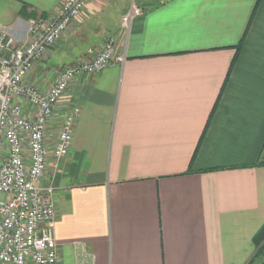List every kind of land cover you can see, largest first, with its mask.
Instances as JSON below:
<instances>
[{
	"label": "crops",
	"instance_id": "crops-1",
	"mask_svg": "<svg viewBox=\"0 0 264 264\" xmlns=\"http://www.w3.org/2000/svg\"><path fill=\"white\" fill-rule=\"evenodd\" d=\"M63 1L0 0V33L26 40ZM109 36L122 58L71 80L47 127L59 264H245L264 222V0H91L25 80L47 90Z\"/></svg>",
	"mask_w": 264,
	"mask_h": 264
},
{
	"label": "built area",
	"instance_id": "built-area-1",
	"mask_svg": "<svg viewBox=\"0 0 264 264\" xmlns=\"http://www.w3.org/2000/svg\"><path fill=\"white\" fill-rule=\"evenodd\" d=\"M90 1L64 0L49 19L29 17L24 41L0 33V264H59L54 188L43 183L47 127L71 80L81 73L96 74L122 57L109 36L94 57L63 66L47 90L25 78ZM140 13L132 3L121 18L124 33ZM79 113L77 104L62 113L52 143L54 160L68 154Z\"/></svg>",
	"mask_w": 264,
	"mask_h": 264
},
{
	"label": "trees",
	"instance_id": "trees-1",
	"mask_svg": "<svg viewBox=\"0 0 264 264\" xmlns=\"http://www.w3.org/2000/svg\"><path fill=\"white\" fill-rule=\"evenodd\" d=\"M22 14L25 15V6L22 7ZM29 14H26V17ZM242 40H240L239 44H237V49L240 47ZM264 163V162H260ZM191 171V167H189L188 172ZM252 242L254 244V252L249 260L245 264H264V222L258 228V230L254 233L252 237Z\"/></svg>",
	"mask_w": 264,
	"mask_h": 264
}]
</instances>
